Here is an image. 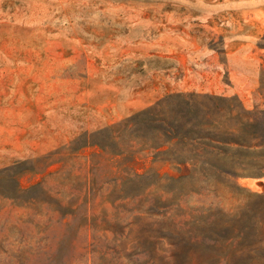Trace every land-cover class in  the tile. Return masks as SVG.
Segmentation results:
<instances>
[{"label":"rangeland","instance_id":"374dc122","mask_svg":"<svg viewBox=\"0 0 264 264\" xmlns=\"http://www.w3.org/2000/svg\"><path fill=\"white\" fill-rule=\"evenodd\" d=\"M181 93L242 104L264 153V0H0V264H212L180 250L211 232L178 235L176 184L157 178L188 170L152 163L140 126ZM220 181L202 196L196 180L184 216L211 208L264 264V177ZM235 250L223 264L245 263Z\"/></svg>","mask_w":264,"mask_h":264},{"label":"trees","instance_id":"16d2710c","mask_svg":"<svg viewBox=\"0 0 264 264\" xmlns=\"http://www.w3.org/2000/svg\"><path fill=\"white\" fill-rule=\"evenodd\" d=\"M200 99L223 102L222 110L227 112L234 124L228 127L221 117H213L208 106ZM170 101L175 106L172 118L166 115L165 105L170 104ZM144 113L147 118H144L140 126L146 134L143 142L147 146V153L151 154L152 163L170 164L177 170L182 167L188 170L187 174L177 177L157 173L160 181L170 180L176 184L170 191L176 197L174 208L180 212L176 216V233L181 236L180 231L188 225L194 229L207 228L209 233L211 232L196 239L206 243L207 247L203 251H188L185 238L180 239L178 243L180 250L185 254L187 251V258L192 262L223 264L224 258H227L223 255V243L227 241L228 246L237 249L233 251L234 254L242 253L244 264H262L259 262L260 246L255 241L254 234L239 230L237 234L234 231L230 237H224L222 232L226 224L221 220L218 222V215L209 212L211 208L205 210V206L197 211V216L192 215L191 220L185 217L187 214H183L187 204L186 191L195 186L198 179L208 183L202 196H209L210 190L221 183V177H264V153L258 154V145L249 143L250 139H254L250 135L254 125L251 112L242 104L232 105L223 97L181 93L169 96L156 108ZM137 122V118H134L128 123L139 125ZM110 129L113 141H117L119 137L114 131L116 128ZM256 160H262L263 163L256 165Z\"/></svg>","mask_w":264,"mask_h":264}]
</instances>
